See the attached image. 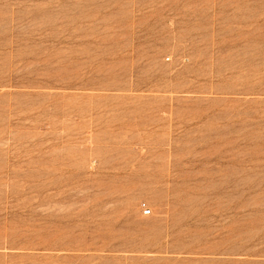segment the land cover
<instances>
[{
	"label": "rangeland",
	"instance_id": "rangeland-1",
	"mask_svg": "<svg viewBox=\"0 0 264 264\" xmlns=\"http://www.w3.org/2000/svg\"><path fill=\"white\" fill-rule=\"evenodd\" d=\"M0 264H264V0H0Z\"/></svg>",
	"mask_w": 264,
	"mask_h": 264
},
{
	"label": "built area",
	"instance_id": "built-area-1",
	"mask_svg": "<svg viewBox=\"0 0 264 264\" xmlns=\"http://www.w3.org/2000/svg\"><path fill=\"white\" fill-rule=\"evenodd\" d=\"M144 208H145V207L143 206V210H142L143 215H144V216L149 215V214H150V210H148V209H144Z\"/></svg>",
	"mask_w": 264,
	"mask_h": 264
}]
</instances>
